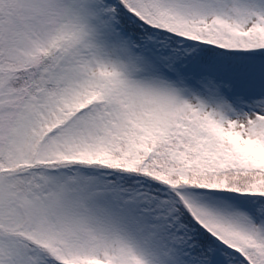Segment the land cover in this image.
<instances>
[{
    "label": "snow or ice",
    "instance_id": "snow-or-ice-1",
    "mask_svg": "<svg viewBox=\"0 0 264 264\" xmlns=\"http://www.w3.org/2000/svg\"><path fill=\"white\" fill-rule=\"evenodd\" d=\"M0 264H264V0H0Z\"/></svg>",
    "mask_w": 264,
    "mask_h": 264
}]
</instances>
